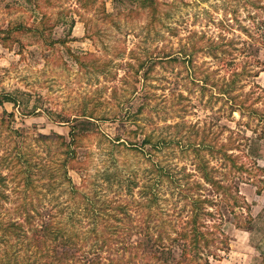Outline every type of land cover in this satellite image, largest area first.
<instances>
[{
  "label": "rangeland",
  "instance_id": "1",
  "mask_svg": "<svg viewBox=\"0 0 264 264\" xmlns=\"http://www.w3.org/2000/svg\"><path fill=\"white\" fill-rule=\"evenodd\" d=\"M157 1L156 19L141 0H0V93L22 94L37 112L24 117L13 103L0 105V174L13 170L4 156L26 148L36 186L32 191L25 181L18 183L22 175L0 180V193L8 194L0 199V222L33 226L25 220L24 202L34 222L47 212L54 215L80 235L77 246L55 243L65 264L92 259L166 264L168 254L154 250L152 232L162 226L171 231L178 214L191 215L176 182L204 185L199 157L185 145L193 140L220 137L227 142L232 137L244 152L233 148L229 153L238 156L237 164H245L243 170L251 172L254 160L264 167V137L253 144L254 153L244 145L264 127V0ZM213 42L228 53L221 48L216 53ZM234 73L240 74L232 94L249 98L247 105L253 103L258 112L231 113L220 97L218 88L226 87ZM72 124L85 128V134L69 177L59 167L66 147L41 136L61 134L69 141ZM147 134L180 139L181 144L134 150ZM200 154L216 168V178L232 184L233 194L239 186L238 199L249 206V215L245 208L235 218L230 209L235 198L218 196L210 210L218 222L223 218L220 226L230 239L210 264H264V190L258 194L255 182L245 179L252 173L232 164L219 166L221 153L204 149ZM157 166L169 175L160 176ZM154 193L158 205L151 207L152 214L163 216L162 226L155 225L153 216L146 222ZM103 204L110 233L117 238L111 248H101L93 232L105 226L94 217ZM110 204L124 206L121 220L109 216L115 212ZM147 224L153 236L144 235ZM84 236H89L85 245ZM29 241L11 238L14 263L46 262L42 245L27 247ZM4 247L0 237V252ZM65 250L69 258L62 257Z\"/></svg>",
  "mask_w": 264,
  "mask_h": 264
},
{
  "label": "trees",
  "instance_id": "2",
  "mask_svg": "<svg viewBox=\"0 0 264 264\" xmlns=\"http://www.w3.org/2000/svg\"><path fill=\"white\" fill-rule=\"evenodd\" d=\"M142 4L145 6H149L152 8V13L157 19V15L159 13V4L157 0H141ZM74 23V22H73ZM19 27L17 29H22V24L18 25ZM246 31L247 28L244 27ZM1 32V30H0ZM2 38L0 37V40ZM252 42L253 39L251 38ZM235 43V42H234ZM253 44V43H252ZM211 47H214L216 49V53L218 51V48H221V51L223 53H226L228 50L226 48H223V45H219L218 43H212L210 45ZM239 51V49L237 48ZM228 53V52H227ZM236 59V58H235ZM190 61V60H189ZM254 74H251L252 76H258V72H253ZM235 76L240 73H234ZM232 77L230 81H228L227 86H221L218 88V93L220 94V97L225 101V103L229 104L230 111L233 113L236 110L242 111L243 113L246 111H251L252 113L258 112L257 108H253L252 104L247 105V101L249 98L244 97L241 99V96L239 94H232V89L234 84L237 82V76ZM205 83L209 84L208 77L205 79ZM216 86V85H211ZM205 87V86H204ZM13 103L14 106L21 108L20 113L22 116H29V115H35L36 107L29 108L28 105V99H24L22 94L17 93H0V105H4L5 103ZM10 115L12 117L15 116L14 112H10ZM50 116V114H48ZM85 117H91L88 114H83ZM264 116H261V120L264 121ZM78 119V118H77ZM85 128H80L76 126L75 124H72L71 130H70V140L68 141L67 138L64 135L61 134H49V135H43L41 136L45 140H53L57 139L60 140V142L66 147L64 151L65 157L60 161L59 167L64 171V174L69 176V172L71 169H75L76 166H74V162L78 161L77 159V150L76 148L80 146V138L85 134ZM257 134L256 139H250L247 138L246 141L248 144H244L245 146L248 145V151L249 153H254V145L257 139L264 137V127L260 130H255ZM250 140V143H249ZM177 142L178 144H181V140L179 139L176 141L175 139H167L166 137L162 138H154L152 134L145 135V138L142 141V146H132L135 150H143L144 145L150 144L155 149H159L161 145H169L172 142ZM186 147L192 146L195 153H197V156L199 157V162L196 164L198 166L199 171L201 172L202 179L204 182V185L201 183H197L196 186L193 185H183L181 183L176 182V185L180 189V193L185 198V201L190 204V210L191 215L187 216V218H182L181 214H178V217L180 220L176 222L174 225H172V230L169 231V229L166 226H162L164 223V218L162 215H157V211L152 214V206L156 203L158 205V197L156 193L152 195V197L149 200L148 203V210L145 212L149 218H147L146 222L150 221V218L154 219V223L157 226L155 228L156 232H152L154 235V249L157 252H163L167 253L166 256L167 263L166 264H210L211 258H217L218 254L216 253V250H225L229 247V236L228 234L223 230V227L221 228L220 224L223 223V218L221 219V222H218L216 219H214V214L211 208L217 206L218 196L221 197L223 194L224 201L228 197L235 198L234 202H232L230 209L231 213H234L235 218L236 216L239 217V215L242 212L243 209L246 208V212L248 213L249 206H245V201L241 203L239 201L240 189L239 186L235 185V191L236 194H233L232 192V184L229 186H226L223 183V180L216 178L214 172L215 167L211 165L209 160H205L204 156L201 155L202 150H208L210 154L214 153H221V157L217 159L220 161L219 166L221 167H228L230 164H232L234 167H237L239 170L245 169V164H237V155H233L231 150L233 148L240 150L244 152V149H242V144H239L236 146L234 144V141L232 140V137H228V141H220V137L215 142L208 141L207 138H202L199 142H195L193 140L191 143L185 144ZM182 146V145H181ZM247 147V146H246ZM144 151V150H143ZM250 155V154H249ZM7 160V164H12L10 169L11 174H7L5 176L1 175L0 180L4 178H8L9 175H22L20 177L21 180H18V183H22L25 181V183L28 185V187L31 188L32 191H35L36 186L33 184V180L31 179V167H32V157H31V150H25L23 148H18L14 153H9L4 156ZM229 160L230 163L225 162V160ZM251 172H247L243 170L244 173H252L246 180L254 181L257 187V193L260 194L264 190V167L258 164L256 160H254L251 163ZM6 167H9L6 165ZM157 172L160 176L169 175L168 172H165V168L163 170V167L160 168L157 166ZM253 169V171L251 170ZM10 171V170H9ZM53 176V173H52ZM70 177V176H69ZM244 177V176H243ZM208 187V188H207ZM210 190L212 193H207V190ZM151 190V187H150ZM222 192V194H221ZM215 195V196H214ZM8 194L0 193V199L7 198ZM28 202H24L23 206H25V212L26 217L25 220H27L29 223H31V227L27 228L24 221H8L6 223L0 222V237L5 242L4 249L0 252V264H17L14 263L13 256H14V250L13 245L11 242V238L13 236L17 237L19 240H23L24 238H29V244H27V247H30L32 244L34 246L36 245H42L41 253L46 256L47 261L42 262L40 264H65V261L61 259V256L57 255L55 243L61 242L64 244L70 245H78V242L76 239L80 238V235L78 232H74L72 229H67V224L61 221L60 219H56L54 215L50 216L51 214L47 212L46 215H42L40 219L37 222H34L33 215L29 211V209L26 208ZM97 206V205H96ZM110 207H113L115 210L114 213L109 214L110 217L115 218L116 220H121L119 218L118 213L123 212L126 213L125 208L123 205H112L110 204ZM237 208V210H236ZM99 213L96 211V214L94 217L99 220L100 223L105 224L101 229L99 230L96 227L93 228V232L95 233V238L102 240L100 247L107 246V248H111L114 243L116 242L117 238L116 236H113L110 233V229L108 226V218L105 216V213H107V207L105 204L99 206ZM119 212H116V211ZM209 215L211 217H209ZM222 215V214H220ZM249 215V213H248ZM35 217V216H34ZM47 220H46V219ZM213 218V219H212ZM227 221V220H226ZM158 222V224H157ZM34 224H36L34 226ZM237 227H240L241 224H236ZM150 224H147L146 228L143 230L145 231V236L149 237L151 234V228ZM220 227V228H219ZM156 235V236H155ZM83 245H85L89 239V236H84L81 238ZM213 247H215V250H213ZM79 248H81L79 246ZM68 251V250H67ZM65 254L62 257L67 258L70 257L66 253V250L64 252ZM157 259H159L158 256H154ZM53 259H58L54 262ZM122 259H116L115 261H109V262H103L99 259H92V260H86L85 264H123Z\"/></svg>",
  "mask_w": 264,
  "mask_h": 264
}]
</instances>
